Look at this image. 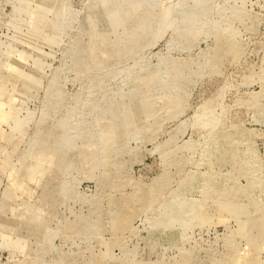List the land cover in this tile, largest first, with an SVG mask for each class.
Segmentation results:
<instances>
[{"label": "rangeland", "instance_id": "1", "mask_svg": "<svg viewBox=\"0 0 264 264\" xmlns=\"http://www.w3.org/2000/svg\"><path fill=\"white\" fill-rule=\"evenodd\" d=\"M0 264H264V0H0Z\"/></svg>", "mask_w": 264, "mask_h": 264}]
</instances>
